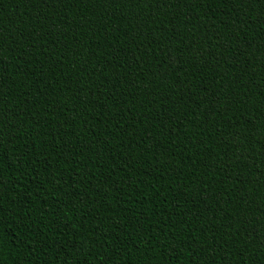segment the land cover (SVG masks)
Returning <instances> with one entry per match:
<instances>
[{
    "label": "trees",
    "instance_id": "1",
    "mask_svg": "<svg viewBox=\"0 0 264 264\" xmlns=\"http://www.w3.org/2000/svg\"><path fill=\"white\" fill-rule=\"evenodd\" d=\"M0 69V264H264V4L0 0Z\"/></svg>",
    "mask_w": 264,
    "mask_h": 264
},
{
    "label": "snow or ice",
    "instance_id": "2",
    "mask_svg": "<svg viewBox=\"0 0 264 264\" xmlns=\"http://www.w3.org/2000/svg\"><path fill=\"white\" fill-rule=\"evenodd\" d=\"M81 2H83V0H81ZM151 2H152V0H147V3L149 4V6H151ZM233 2H235V0H233ZM249 2L251 3V2H259V3H261V4H264V0H249ZM229 47H231V45L230 44H228L227 42H225V51L229 48ZM246 51V50H245ZM202 54V53H201ZM241 55H243L244 54V52H241L240 53ZM0 72H2V69H0ZM217 99H218V97H217ZM0 123H2V122H0ZM0 139H2V134H0ZM3 148V144L2 143H0V149H2ZM0 164H2V156H0ZM3 223V219H2V217H0V224H2ZM211 247V246H210Z\"/></svg>",
    "mask_w": 264,
    "mask_h": 264
}]
</instances>
